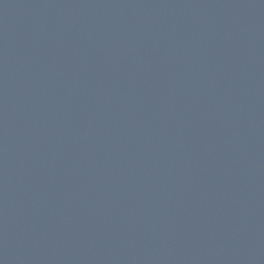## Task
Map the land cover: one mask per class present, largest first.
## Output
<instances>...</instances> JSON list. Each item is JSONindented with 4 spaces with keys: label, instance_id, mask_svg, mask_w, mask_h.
Instances as JSON below:
<instances>
[{
    "label": "water",
    "instance_id": "95a60500",
    "mask_svg": "<svg viewBox=\"0 0 264 264\" xmlns=\"http://www.w3.org/2000/svg\"><path fill=\"white\" fill-rule=\"evenodd\" d=\"M0 264H264V0H0Z\"/></svg>",
    "mask_w": 264,
    "mask_h": 264
}]
</instances>
